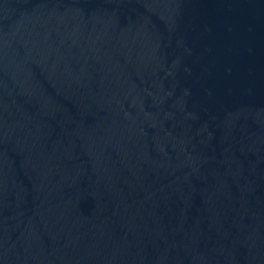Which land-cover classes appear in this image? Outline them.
Segmentation results:
<instances>
[{"label":"water","instance_id":"obj_1","mask_svg":"<svg viewBox=\"0 0 264 264\" xmlns=\"http://www.w3.org/2000/svg\"><path fill=\"white\" fill-rule=\"evenodd\" d=\"M0 264H264V0H0Z\"/></svg>","mask_w":264,"mask_h":264}]
</instances>
